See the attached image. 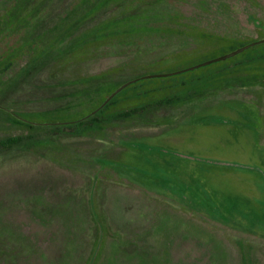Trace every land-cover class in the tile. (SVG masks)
Wrapping results in <instances>:
<instances>
[{"label":"flooded vegetation","instance_id":"flooded-vegetation-1","mask_svg":"<svg viewBox=\"0 0 264 264\" xmlns=\"http://www.w3.org/2000/svg\"><path fill=\"white\" fill-rule=\"evenodd\" d=\"M184 2L0 0V126L22 128L18 134L0 137V141L7 143L10 139L13 145L23 144L22 140L29 143L32 136L23 134V130L29 132L50 123H63L64 128L69 129L97 127L103 115L96 113L115 94L101 99L104 73L114 75L125 65L133 71L143 69L130 78H121L128 85L146 76L192 70L205 63L193 58L199 51L204 52L206 45L234 44L226 53L242 47L237 51L241 55L229 63V67L239 68V73L244 70L235 76H245L246 81H251L247 85H251L259 62L252 57L264 52V15L260 4L253 0H193V9L187 12L183 9ZM200 2L204 6L201 7ZM202 14L210 18L206 25L199 18ZM142 27L152 34L135 35V28ZM201 33L205 34L204 38ZM120 34L127 35L121 38ZM111 57L116 58L114 64L104 68L105 60ZM144 66L154 70L149 71ZM262 77L264 83V65ZM239 84L245 86L242 82ZM22 86L47 91L44 99L49 106L21 108L17 100L10 97L12 91ZM94 178L96 182L110 183L109 176ZM104 184L99 186L98 193L96 189L92 192L93 199V193H97L102 217L106 216L104 220L101 217L103 229L108 226L112 237L119 233L130 241L143 242L145 248L146 244L152 245L150 238L160 235L156 241L161 242L164 253L159 264H215L216 257L224 259L225 264H262L258 261L264 258L262 250L259 251L264 246V237L248 238L241 227H231L225 216L210 209L197 212L183 207L177 201V194L170 190L163 194V191L137 186L139 188L127 195L136 198L133 209L142 215L128 216L125 221L110 217L104 213L101 194L106 193L105 188L109 192L112 185ZM115 185V188L119 186ZM114 190L112 187L111 193ZM43 193L27 190L12 196L3 194L4 200L0 199V204L5 205L4 211L3 207L0 209V264H87L89 244L86 245L85 239L80 248L74 249V255L63 262L75 238V223L68 218L67 206L59 212L61 206L57 205L55 197ZM167 212L162 220L160 214ZM85 213L89 224L91 212ZM164 220L169 231L160 227ZM3 221L15 237L11 244L13 249H8L6 244V250L16 251L18 259L3 257ZM96 222L97 228V219ZM182 223L189 224L183 228ZM154 225H159L157 232ZM81 231L83 234L87 228Z\"/></svg>","mask_w":264,"mask_h":264},{"label":"rangeland","instance_id":"rangeland-1","mask_svg":"<svg viewBox=\"0 0 264 264\" xmlns=\"http://www.w3.org/2000/svg\"><path fill=\"white\" fill-rule=\"evenodd\" d=\"M184 1L183 9L190 12L193 0ZM253 1L260 4L264 15V0ZM199 18L204 25L210 22L206 15ZM134 34L152 33L142 27L135 28ZM126 35L120 34L121 38ZM200 35L204 38L205 34ZM206 46L204 52L199 51L193 58L205 63L192 70L146 76L124 85L96 113L103 115L97 127L69 129L63 123L39 125L29 132L23 130V134L32 136L29 143L22 140L23 144L0 147L1 200L3 194L12 196L19 191L38 190L55 197L61 206L59 212L67 206L68 218L75 223V238L63 262L74 255V249L80 248L85 239L86 245L89 244L87 264L160 263L164 253L161 242L156 241L160 235L150 238L152 245L146 244L149 248H145L143 242L130 241L119 233L112 237L108 226L103 229L104 214L96 195L104 183V186L112 185L109 192L105 188L106 193L101 194L104 213L118 221L142 215L133 209L136 198L127 194H132L137 186H145L163 194L165 190L172 191L181 206L194 211L207 208L222 214L231 227H241L248 238L264 237L263 65L259 61L251 77L253 82L247 85L251 81H246L245 76H235L240 69L229 67L241 52L219 57L234 44ZM115 60L113 57L105 60L104 68ZM140 71L143 69L133 71L125 65L114 75L104 73L101 99L123 84L121 78H130ZM244 72L241 70L239 75ZM11 94L10 98L17 100L21 108L49 106L44 99L45 90L22 86ZM21 131L22 128L3 124L0 137ZM51 132L55 134L49 135ZM97 175L109 176L110 183L96 182L93 176ZM115 184L119 186L115 188ZM2 207L4 211V203L0 204ZM85 211L91 212L89 224ZM155 214L159 215L158 209ZM168 214H160L162 220ZM94 217L99 222L97 228ZM188 224L181 225L184 228ZM154 226L157 232L159 225ZM160 227L170 230L165 220ZM82 228L83 231L87 228V232L82 234ZM2 231L3 257L18 259L16 251L6 250V244L8 249H13L15 237L4 221ZM261 250L264 253V246ZM258 262L264 264V258ZM214 263L225 264L218 257Z\"/></svg>","mask_w":264,"mask_h":264},{"label":"trees","instance_id":"trees-1","mask_svg":"<svg viewBox=\"0 0 264 264\" xmlns=\"http://www.w3.org/2000/svg\"><path fill=\"white\" fill-rule=\"evenodd\" d=\"M252 58H256L257 59V61H260V65H264V52L263 53H259L258 52V54H254L253 55V57ZM259 63V62H258ZM257 63V64H258ZM262 75H263V66H262ZM0 144H2V145H5V146H8V147H11L12 145H13V141H11L10 139H9V141L6 143V142H4L3 141V139L0 141Z\"/></svg>","mask_w":264,"mask_h":264},{"label":"water","instance_id":"water-1","mask_svg":"<svg viewBox=\"0 0 264 264\" xmlns=\"http://www.w3.org/2000/svg\"><path fill=\"white\" fill-rule=\"evenodd\" d=\"M241 49H242V47L236 48V49H234V50H232V51H230V52H228V53L222 54V55L219 56V57L224 58V57H226V56H228V55H230V54H233V53H235V52H237V51H239V50H241ZM217 58H218V57H217ZM13 71H14V70H13ZM125 84H126V82L123 83V84H121L120 86H118L115 90H113V91L111 92V94H109V96L107 97V99H108L109 97H111L114 93H116L119 89H121Z\"/></svg>","mask_w":264,"mask_h":264}]
</instances>
